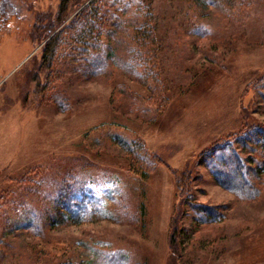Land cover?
Listing matches in <instances>:
<instances>
[{"label": "rangeland", "instance_id": "obj_1", "mask_svg": "<svg viewBox=\"0 0 264 264\" xmlns=\"http://www.w3.org/2000/svg\"><path fill=\"white\" fill-rule=\"evenodd\" d=\"M89 1L0 0V264H264V150L251 197L207 159L264 130V0H97L94 66L68 36ZM75 183L81 222L55 203Z\"/></svg>", "mask_w": 264, "mask_h": 264}, {"label": "trees", "instance_id": "obj_2", "mask_svg": "<svg viewBox=\"0 0 264 264\" xmlns=\"http://www.w3.org/2000/svg\"><path fill=\"white\" fill-rule=\"evenodd\" d=\"M69 1L70 0H61L60 12L66 11ZM96 1L97 0H90L86 3L79 11L78 15L71 19L68 25L69 39L72 40L74 46L76 45V48L79 47L81 52L80 58L84 59L86 64L90 63L91 66L96 65L102 57L100 44L97 42L99 36H94L95 30L98 29L96 23L99 21V5H97ZM114 3H119V8L120 6H125L127 8L138 4L136 0H114ZM63 31L64 29L57 31L44 43L42 60L48 62L49 65L54 61L59 46V39L61 40ZM141 37L144 39L147 38L145 35ZM128 54L131 56L133 50H130ZM127 64L132 66L131 60H128ZM255 129V131L247 133L244 136H238L235 140V144L238 146L229 144V142H223L207 155L208 165H210L216 181L242 197H251L254 193L250 186V169L245 165L247 162L246 158L241 157L240 153L247 150L249 147L248 143L258 145L264 150V130L259 128ZM245 136L247 138H245ZM238 149L241 151L239 152ZM254 173H251L252 178L255 175ZM183 177L184 173L177 178V186L180 188V194L184 188L187 187L189 181L188 174L185 176V181ZM80 184L83 183L62 186L55 202L58 207L57 210L61 212L60 214L64 218H70L75 222H81L83 219H86V192L83 193L77 190ZM190 208L198 210L199 215L202 218H206L205 221L217 218L216 211H214L212 207L196 205L193 207L190 206Z\"/></svg>", "mask_w": 264, "mask_h": 264}, {"label": "crops", "instance_id": "obj_3", "mask_svg": "<svg viewBox=\"0 0 264 264\" xmlns=\"http://www.w3.org/2000/svg\"><path fill=\"white\" fill-rule=\"evenodd\" d=\"M20 120V119H19Z\"/></svg>", "mask_w": 264, "mask_h": 264}]
</instances>
